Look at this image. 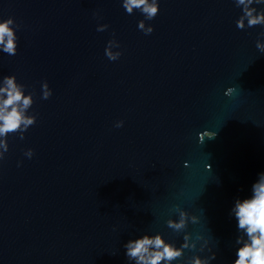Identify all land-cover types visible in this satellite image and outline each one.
I'll list each match as a JSON object with an SVG mask.
<instances>
[{
	"label": "water",
	"instance_id": "water-1",
	"mask_svg": "<svg viewBox=\"0 0 264 264\" xmlns=\"http://www.w3.org/2000/svg\"><path fill=\"white\" fill-rule=\"evenodd\" d=\"M158 2L146 20L122 0H0L18 37L0 82L15 75L36 116L0 160V264H135L124 245L157 233L196 244L172 264H233L231 209L264 172V25L239 29L234 0ZM177 206L198 222L169 228Z\"/></svg>",
	"mask_w": 264,
	"mask_h": 264
},
{
	"label": "clouds",
	"instance_id": "clouds-1",
	"mask_svg": "<svg viewBox=\"0 0 264 264\" xmlns=\"http://www.w3.org/2000/svg\"><path fill=\"white\" fill-rule=\"evenodd\" d=\"M237 7L242 8V15L236 21L237 27L244 30L258 25H264V9L257 10L253 4H264V0H234ZM122 7L127 14H133L134 10H139L146 20H153L160 11L158 0H122ZM13 18L0 21V51L14 56L17 53L16 28L13 27ZM16 27H19L18 25ZM107 24L99 25L97 31H105ZM138 28L146 35L153 32V27L146 26L145 20L138 22ZM264 36V32L260 33ZM119 48V43L115 40H109L105 48V55L109 60H117L121 52H113L112 48ZM257 49L264 53V42L257 40ZM0 160L8 151L7 137L9 134L19 133L20 138H24V133L28 128L36 123V116L29 115L28 110L34 103L31 93L25 95V86L17 82L15 75H5L0 82ZM234 89L229 88L226 95H231ZM52 95V90L45 81L42 84V98L48 99ZM123 121H118L116 127H122ZM216 133L207 131L200 134L199 139L204 141L205 137L214 139ZM33 150L29 149L25 155L29 158L33 156ZM175 211L178 213V220H167V226L176 232L183 231L188 221L198 222L197 216H189L177 206ZM231 214L237 221V236L235 243L236 258L233 264H264V172L258 174L257 180L251 186V194L244 199H236L231 209ZM184 243L180 247L167 242L162 234L149 235L144 234L138 238L129 240L124 248L126 257L135 264H172L178 258H181L185 249H195V242H190V235H184ZM202 239V237H197ZM205 240L201 245L200 251L207 247ZM211 251V249H209ZM216 258V253L202 258L193 256L189 264H210V261Z\"/></svg>",
	"mask_w": 264,
	"mask_h": 264
}]
</instances>
